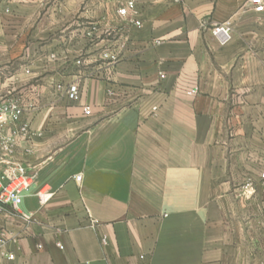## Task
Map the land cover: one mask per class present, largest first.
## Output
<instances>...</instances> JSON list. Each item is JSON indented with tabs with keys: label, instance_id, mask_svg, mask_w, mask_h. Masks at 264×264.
I'll use <instances>...</instances> for the list:
<instances>
[{
	"label": "crops",
	"instance_id": "crops-1",
	"mask_svg": "<svg viewBox=\"0 0 264 264\" xmlns=\"http://www.w3.org/2000/svg\"><path fill=\"white\" fill-rule=\"evenodd\" d=\"M127 1L0 0V102L31 131L0 144V172L35 174L0 210V264H264V10L133 0L120 16Z\"/></svg>",
	"mask_w": 264,
	"mask_h": 264
},
{
	"label": "built area",
	"instance_id": "built-area-1",
	"mask_svg": "<svg viewBox=\"0 0 264 264\" xmlns=\"http://www.w3.org/2000/svg\"><path fill=\"white\" fill-rule=\"evenodd\" d=\"M250 2L254 6L255 11L264 10V2L262 0H250ZM133 6L134 1L128 0L123 6H119L117 12L120 16H126L129 9ZM133 23L140 25L138 20H133ZM210 30L220 45H224L231 40V28L228 22L215 23L211 26ZM78 93V85L72 84L67 91V96L69 99L75 100L78 97ZM155 108L153 106L152 110H155ZM21 113L22 107L17 101L0 102V129L6 124L14 125L9 134L0 135L1 147L7 153L12 151L18 136L24 138H30L31 136L28 124H18ZM84 113H90L88 106H85ZM261 179V183L264 186V171L261 172ZM75 180L79 181L80 175L75 176ZM34 182L35 174L29 173L22 164L10 161L6 162L5 167L0 172V210H3L6 206H10L17 211L24 194L30 190ZM35 195L39 202L43 204L51 197L52 193L49 191V188L42 187L36 190ZM20 216L25 220L30 218V214L20 213ZM100 242L103 245L106 244V237L101 236ZM5 244V238L0 236V256L6 258L8 261H12L15 256L12 252H7L4 248Z\"/></svg>",
	"mask_w": 264,
	"mask_h": 264
}]
</instances>
